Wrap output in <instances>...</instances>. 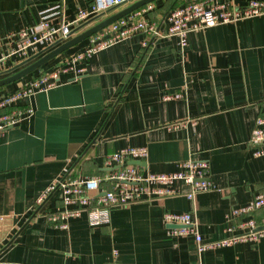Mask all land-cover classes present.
Returning <instances> with one entry per match:
<instances>
[{"label": "crops", "instance_id": "crops-1", "mask_svg": "<svg viewBox=\"0 0 264 264\" xmlns=\"http://www.w3.org/2000/svg\"><path fill=\"white\" fill-rule=\"evenodd\" d=\"M135 1L88 19L74 35ZM183 1L189 0L153 1L142 7L141 18L163 30L169 10ZM221 1L242 7L249 0ZM90 2L0 0V55L18 31L33 29L41 17L57 27L87 11ZM85 44L40 69L48 72ZM58 45L7 59L0 79ZM84 65L76 80L60 73L57 85L19 101L16 108H30L31 116L0 133V264H264V237L197 253L191 235L169 236L173 226L161 220L164 212L190 214L201 242H215L241 233L227 231L234 223L230 210L264 190V156L253 157L248 146L254 120L264 113V16L189 32L182 50L175 37L134 35ZM34 75L0 87V97ZM183 89L182 99H162ZM125 148L146 149L142 174L204 161L218 191L192 201L182 195L143 199L110 210L107 223L97 227L84 214L68 220L65 229L49 226L42 214L59 208L60 198L55 190L35 207L42 191L65 172H111L101 167L102 158ZM171 188L188 190L178 183Z\"/></svg>", "mask_w": 264, "mask_h": 264}, {"label": "built area", "instance_id": "built-area-1", "mask_svg": "<svg viewBox=\"0 0 264 264\" xmlns=\"http://www.w3.org/2000/svg\"><path fill=\"white\" fill-rule=\"evenodd\" d=\"M129 1L131 0H91L87 11H78L72 21L57 27L53 26L47 17H41L33 29H22L16 33L13 46L0 55V70L4 68L7 59H24L29 53L37 52L39 46L51 47L60 44L83 22L104 15L113 7ZM141 9L89 36L79 52L58 62L51 71L37 69L36 75L31 76L18 89L0 97V133L31 116L30 108L25 110L16 108L19 101L57 85L60 73H70L72 80H76L85 72L84 63L102 50L134 35H143L144 38L175 37L179 49L182 50L189 32L264 16V1L249 0L245 6L235 7L231 1L229 3L221 0H189L169 10L163 30L142 19ZM146 45V40H143L141 47ZM184 95L183 89L173 94H165L162 99L179 100ZM248 146L251 147L253 157L264 156V113L254 120ZM146 158L145 148H125L102 158L101 167L112 169L101 176H71L69 172H65L42 191L35 200V207L40 206L48 194L56 190L60 198V207L53 212L42 214L49 226L65 229L68 220L84 214L88 225L97 227L107 223L110 210L143 199L149 201L153 198L182 195L192 201L197 194L218 191L208 180V164L204 161L180 162L177 170L170 173L142 174L139 166L126 165L132 161L144 162ZM176 183L186 186L187 192L181 193L171 188ZM230 218L234 223L227 231L238 229L241 233L215 242L202 243L190 214L164 212L161 216L164 224L173 226L167 230L169 236L191 235L194 238L197 253L226 247L236 242L254 241L264 237V190L247 204L232 208ZM1 219L0 217V221ZM257 228L261 229L255 231Z\"/></svg>", "mask_w": 264, "mask_h": 264}, {"label": "water", "instance_id": "water-1", "mask_svg": "<svg viewBox=\"0 0 264 264\" xmlns=\"http://www.w3.org/2000/svg\"><path fill=\"white\" fill-rule=\"evenodd\" d=\"M153 1H156V0H136L135 2L131 3L129 6L122 9L121 11L114 13L108 17H105L104 19H102L101 21L96 23L95 25L85 29L84 31H82L81 33H79L77 35H74L75 32L82 29L88 23L79 26L78 28L74 29L69 34L68 40L60 43L58 46L54 47L53 49H51L50 51H48L47 53L42 55L37 60L33 61L31 64L27 65L23 69L19 70L18 72L14 73V74H12V75L4 78V79H0V87L8 85V84L13 83V82H16V81L26 77L27 75H29L33 71L37 70L38 68H40L45 63H47L49 60L55 58L59 54L63 53L67 49L71 48L72 46L86 40L89 36L97 33L98 31H100L103 28L107 27L108 25L120 20L121 18H124L128 14H130L136 10L141 9L142 7L146 6L147 4H149ZM111 10L112 9H110L109 11H111ZM109 11H107L105 14H107ZM104 15H100V16L94 18L92 21H94V20H96V19H98ZM126 165L143 166V162L132 161V162L126 163ZM0 224H1V221H0ZM260 229L261 228H257V229H255V231H258Z\"/></svg>", "mask_w": 264, "mask_h": 264}, {"label": "rangeland", "instance_id": "rangeland-1", "mask_svg": "<svg viewBox=\"0 0 264 264\" xmlns=\"http://www.w3.org/2000/svg\"><path fill=\"white\" fill-rule=\"evenodd\" d=\"M183 2H185V1H183ZM69 56H70V55H69ZM65 58H66V57H65ZM53 59H54V58H53ZM53 59H51V60H53ZM51 60H49V61H51ZM49 61H48V62H49ZM45 64H46V63H45ZM55 65H56V64H55ZM55 65H52V66L50 67L49 71H51L52 68H53V66H55ZM35 71L37 72V70H35ZM49 71H48V72H49ZM44 72H45V71H44Z\"/></svg>", "mask_w": 264, "mask_h": 264}, {"label": "trees", "instance_id": "trees-1", "mask_svg": "<svg viewBox=\"0 0 264 264\" xmlns=\"http://www.w3.org/2000/svg\"><path fill=\"white\" fill-rule=\"evenodd\" d=\"M174 8V7H173ZM172 9V8H171ZM41 68V67H40ZM40 68H38V69H40ZM31 74V73H30Z\"/></svg>", "mask_w": 264, "mask_h": 264}]
</instances>
